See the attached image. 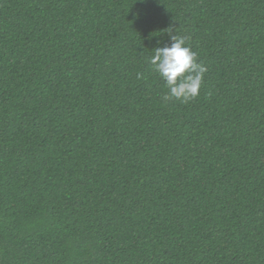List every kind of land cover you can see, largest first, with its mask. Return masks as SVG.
Returning a JSON list of instances; mask_svg holds the SVG:
<instances>
[{"label": "trees", "instance_id": "obj_1", "mask_svg": "<svg viewBox=\"0 0 264 264\" xmlns=\"http://www.w3.org/2000/svg\"><path fill=\"white\" fill-rule=\"evenodd\" d=\"M0 264H264V0H0Z\"/></svg>", "mask_w": 264, "mask_h": 264}, {"label": "clouds", "instance_id": "obj_2", "mask_svg": "<svg viewBox=\"0 0 264 264\" xmlns=\"http://www.w3.org/2000/svg\"><path fill=\"white\" fill-rule=\"evenodd\" d=\"M167 42L154 48L148 63L165 81L168 92L164 100L172 98L187 103L199 95L203 76L207 71L203 62L197 63V54L188 43L190 37L181 36L170 29L164 32Z\"/></svg>", "mask_w": 264, "mask_h": 264}]
</instances>
